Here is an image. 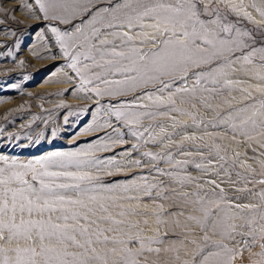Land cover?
Instances as JSON below:
<instances>
[{"label": "snow or ice", "instance_id": "snow-or-ice-1", "mask_svg": "<svg viewBox=\"0 0 264 264\" xmlns=\"http://www.w3.org/2000/svg\"><path fill=\"white\" fill-rule=\"evenodd\" d=\"M21 7L43 26L40 31L46 35L41 38L47 39L50 51L56 50L53 61L56 56L63 58L59 66L67 81L75 83L74 78L78 79V91L98 98L97 118L102 114L104 123L89 124L87 130L95 127L108 131L97 137L100 143H89L86 149L50 151L26 162L0 155V264H147L141 259L145 252L160 253L159 247L151 245L163 243L168 233L161 236L157 227L154 235L144 237L140 234L143 229L133 234L122 227L128 223L124 217L148 214L147 205L140 209L143 197L117 194L143 191L145 197L153 199L158 186L148 184L143 177L142 186L105 184L100 176L85 170L102 172L111 167L120 171L121 161L115 159V153L104 159L94 153L126 143V135L145 143L167 140L182 157L191 156L184 151L191 147L207 161L195 164L196 169L216 174L223 170L230 176L229 169L239 167L245 171H236L238 177L251 175L249 183L264 186V178H257L256 169L240 161L239 152H234V158L228 157L227 148L215 142L220 137H213L211 144H199L197 141L204 137L187 131L222 127L234 133L233 140L238 134L264 148V41L257 46L256 38L257 33L264 34V0H26L13 10ZM249 23L255 27L250 29ZM238 72L247 79L233 78ZM252 79L258 82L250 83ZM233 91L242 94L241 102L233 104ZM225 92L229 95L224 96ZM102 97L117 99L101 103ZM218 98L220 103H213ZM183 104L188 107H181ZM198 105L215 116L206 119ZM181 116L189 119H179ZM177 136L178 141L174 139ZM140 147L139 143L132 144L124 152L130 156ZM139 154L167 162L181 172L190 163L185 158L172 165L175 157L167 146L161 153ZM214 159L218 167H210ZM258 163L264 169V160ZM131 164L141 166L142 160H128L127 165ZM153 170L181 188L195 186L191 192L177 194L198 206L199 215L190 212L187 220L198 226L202 235L197 239L195 228L182 229L179 244L165 249L176 252L177 261L234 264L236 256L257 244L260 252L254 254L264 257V188L256 193L260 203L240 204L225 199L215 180L207 181L213 188L204 189L196 177L174 174L158 164ZM159 183L163 185L164 180ZM237 191L251 193L252 189ZM156 196L166 198L165 191H158ZM122 201L137 203L125 205ZM113 209H119L116 215ZM152 214L157 215V225L164 223L155 209ZM174 215H184V209ZM138 226L139 221L129 228ZM209 228L212 235L237 245L240 241L235 238L240 236L243 245L229 247L223 239H212ZM243 228L248 231H239ZM121 234L127 239H118ZM135 244L139 247L133 248ZM189 245L193 246L191 252L187 251ZM97 246L103 247L98 250ZM181 248L187 259L181 260ZM252 264H264V260Z\"/></svg>", "mask_w": 264, "mask_h": 264}, {"label": "rangeland", "instance_id": "rangeland-1", "mask_svg": "<svg viewBox=\"0 0 264 264\" xmlns=\"http://www.w3.org/2000/svg\"><path fill=\"white\" fill-rule=\"evenodd\" d=\"M26 0H0V155H7L9 159H17L18 161L26 162L29 159H33L42 154H47L50 151H77L79 149H86L89 143H100L97 137H103L104 132L108 129L97 130L93 127L92 130H87L89 124L95 125L97 123L103 124L104 117L102 114L98 117L97 97L94 94H86L77 90L79 83L78 79H75V83H69L67 78L63 75L59 62L63 59L60 56H56V62L52 59V53L55 49H49L47 39H42V36L46 34L40 29L43 27L36 20L34 15H30L26 7L16 8L15 5H23ZM32 2V0H28ZM260 0H257L259 3ZM247 3V0H246ZM35 7V5H34ZM253 16L259 20L261 17L253 9L248 8ZM248 27L254 28L252 24H248ZM257 46L261 41H264V34L257 33ZM23 61V63H21ZM69 75H74L68 69ZM243 72L236 73V78H240ZM27 77V79H25ZM192 81H189L191 84ZM15 85L16 87H13ZM246 86V85H245ZM65 89L69 91L65 92ZM126 97L131 94H125ZM224 96H228L229 93H223ZM232 96H235L233 104L241 102L243 96L239 91H233ZM101 103H107L117 99L116 97H102L99 98ZM63 102V107H60ZM215 104H219V98L213 101ZM181 107L187 108V104L181 105ZM199 111L206 119H212L215 113L212 111H206L204 108L198 105ZM84 109H89L85 111ZM67 117V122L65 118ZM179 119H189L187 116H181ZM146 124L148 121L145 122ZM56 135L53 137L52 132ZM169 131L171 129L169 128ZM189 133L195 132L197 136H203V140H198L197 143L204 144L213 143V137H220L216 140V143H220L222 147L227 148L228 157L234 158V152L240 153V161H246L256 169L257 178H264L261 173H264V169H261L258 161L264 160V148H261L255 140L245 141L241 135H236L233 140L234 133L225 128H203L200 129H188ZM251 135H255L252 133ZM175 140H179L180 137H174ZM106 140V138H105ZM126 143L116 144L106 151H96L94 154L101 158L112 157L115 153V159L121 161V170L117 171L115 168L109 167L106 171L96 172L95 169H85L92 171L94 175L101 177V180L105 184H112L118 182L120 184H137L143 185V178L147 179L148 184H156L158 187L153 190V199H148L144 196L143 191H130L129 193H117L123 195L140 196L143 199L139 202L140 209H144V205L148 206V214L129 215L124 217L128 221L123 225L124 232L131 231L135 234L140 229L143 231L140 233L144 237L152 236L155 234L154 230L159 227L161 236L166 232L167 237L164 238L161 244H152L151 247H159L161 249L159 254L145 252L141 258L147 260V264H181V261L175 259L176 252L169 250L171 246L179 244V237L182 234V229L185 226L195 228L196 238L202 235L200 228L194 225L191 221L187 220V215L192 214L199 215L197 211L198 206L185 200L177 193L191 192L195 190V186H185L181 188L178 184L172 183L171 179L163 176L162 174L153 170V165L158 164L162 169L176 172H181L180 169L170 166L167 162H160L152 160L150 157H142L139 153L144 151H152L161 153L168 147L171 150L175 159L172 161V165H175V160L187 158L190 163L187 168L181 172L182 175H190L197 178L196 183H199L204 189H211L213 186L207 181L215 180L220 188L224 190V197L227 200H232L240 204L248 203H260L256 193H258L264 186L259 184L249 183L253 177L247 176L246 179L238 177L236 171L243 173V168L237 167L236 170L229 169L231 175H225L224 171H219V174L209 171L207 173L202 172L195 168L197 163H207L200 159L201 153L195 151L191 147H185L184 151L191 152V156L182 157L176 155L175 145H169L165 140L163 143H145L143 140L137 141L130 135L124 137ZM139 143L141 145L139 152H133L130 156L124 152L125 148H128L132 144ZM204 156H208L207 151H203ZM142 160L141 166L135 164L127 165L128 160ZM2 164V162H0ZM210 167H218L215 159L213 165ZM227 167V165H226ZM160 180H164V184L161 185ZM249 188L252 192L237 191V189ZM175 189V192H173ZM165 191L166 198H159L156 196L158 191ZM219 193V189H216ZM213 200L217 197H213ZM125 205L131 203L135 205L137 201H122ZM158 205H163V208H158ZM155 209L159 213V219L164 223L157 225V215L152 214V210ZM180 209H184V215H174L178 213ZM119 209H113V215ZM118 219L121 217H117ZM147 220V224L144 221ZM139 221L138 228H129L130 224ZM177 222L179 226H177ZM240 223L239 220L236 221ZM107 227L108 225H103ZM241 232H247V228L239 229ZM209 235L215 240H224L229 247H239L243 245L241 243L240 236L235 239L240 241V245L235 244L234 241L224 239L220 235H212V229L208 230ZM108 235H114L108 233ZM117 238L127 239L126 236L120 235ZM109 244L108 247H112ZM100 250L103 246H97ZM133 248L139 247L138 244L132 245ZM193 246L189 245L187 251L191 252ZM259 245L253 247L251 251L245 249L243 255L236 256L234 264H252L255 261L264 260V257L255 255L259 253ZM181 260L187 259L185 256V249L181 248L179 251Z\"/></svg>", "mask_w": 264, "mask_h": 264}, {"label": "bare ground", "instance_id": "bare-ground-1", "mask_svg": "<svg viewBox=\"0 0 264 264\" xmlns=\"http://www.w3.org/2000/svg\"><path fill=\"white\" fill-rule=\"evenodd\" d=\"M241 77H242V79H247V77H245V74L244 73H242L241 74ZM233 78H236V75H235V77H233ZM258 81H256L255 79H252L251 81H250V83H257ZM247 86V85H246Z\"/></svg>", "mask_w": 264, "mask_h": 264}, {"label": "built area", "instance_id": "built-area-1", "mask_svg": "<svg viewBox=\"0 0 264 264\" xmlns=\"http://www.w3.org/2000/svg\"><path fill=\"white\" fill-rule=\"evenodd\" d=\"M241 243H243V239H241Z\"/></svg>", "mask_w": 264, "mask_h": 264}]
</instances>
